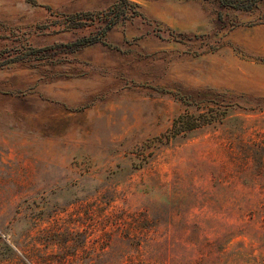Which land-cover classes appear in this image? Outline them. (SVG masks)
Returning <instances> with one entry per match:
<instances>
[{
	"label": "rangeland",
	"instance_id": "374dc122",
	"mask_svg": "<svg viewBox=\"0 0 264 264\" xmlns=\"http://www.w3.org/2000/svg\"><path fill=\"white\" fill-rule=\"evenodd\" d=\"M131 1L146 18L109 33L117 48L73 50L96 26L46 28L45 9L0 0V63L24 59L0 68V264H264V7ZM211 94L236 105L172 137Z\"/></svg>",
	"mask_w": 264,
	"mask_h": 264
},
{
	"label": "trees",
	"instance_id": "16d2710c",
	"mask_svg": "<svg viewBox=\"0 0 264 264\" xmlns=\"http://www.w3.org/2000/svg\"><path fill=\"white\" fill-rule=\"evenodd\" d=\"M28 3L35 7L45 9L51 17L57 18V21L52 22L50 25H46V28L51 26H60L61 30L71 32L83 30L86 28L94 27L98 29L97 34L89 37L82 38L75 43L68 44L66 47L73 50H79L88 46H93L101 44L109 48H117L108 42L109 33L115 29L118 25L124 24L126 21L133 18L141 17L146 18L145 15L139 10L140 7L131 0H118L112 6L108 7L105 10L101 11H87V12H74V13H61L55 11L51 6L41 4L36 0H27ZM194 1H203V2H213L219 4L220 7L225 9H231L234 11H239L243 13H255L264 7V0H194ZM221 20V16H219ZM159 37L163 38L164 34L168 35L169 40L175 42H183L188 38L184 33L176 32L165 26L164 29L158 30ZM189 38H198V37H189ZM29 55H35L40 52H44V49H29ZM24 59L21 57H15L10 59V61H4L0 63V68H3L6 65L14 64L21 62ZM264 62V59H261ZM215 96L210 100L204 99L200 100L202 102L213 103L214 107L208 109L204 113H201L198 116L187 114H182L174 120L172 128V137L178 136L182 133L196 130L201 127L213 124L215 122L221 121L227 114L228 109L236 105V100L234 98L221 99L218 102L215 98L220 97V95ZM188 98L191 97H181L186 105L190 106L193 103L189 102ZM107 201L111 202V199L105 197H98L93 204H98L100 202ZM92 204V205H93ZM45 232V230L43 231ZM49 233V230H46Z\"/></svg>",
	"mask_w": 264,
	"mask_h": 264
}]
</instances>
